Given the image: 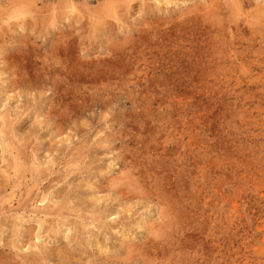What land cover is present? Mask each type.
I'll list each match as a JSON object with an SVG mask.
<instances>
[{
	"label": "clouds",
	"instance_id": "1",
	"mask_svg": "<svg viewBox=\"0 0 264 264\" xmlns=\"http://www.w3.org/2000/svg\"><path fill=\"white\" fill-rule=\"evenodd\" d=\"M0 264H264V0H0Z\"/></svg>",
	"mask_w": 264,
	"mask_h": 264
}]
</instances>
